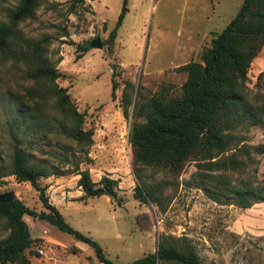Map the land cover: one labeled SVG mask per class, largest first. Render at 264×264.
Here are the masks:
<instances>
[{"label": "rangeland", "instance_id": "374dc122", "mask_svg": "<svg viewBox=\"0 0 264 264\" xmlns=\"http://www.w3.org/2000/svg\"><path fill=\"white\" fill-rule=\"evenodd\" d=\"M19 1L0 0V23L8 22ZM70 1L46 0L18 29L45 49L46 59L60 75L55 85L65 88L77 111L84 114V129L93 131V144L85 149L53 134L54 84L36 80L31 67L0 55V171L6 175L0 178V194L13 195L38 213L46 212L30 183L9 175L17 134L37 164L64 171L78 166L89 171L94 183L104 176L118 181L114 195L85 198L74 173L38 180L65 222L96 241L113 264H130L155 253L159 237H185L201 264H264V203L247 210L218 205L189 184L197 171L196 161H188L179 172L138 166L129 143L132 127L142 122L134 113L135 105L162 92L167 97L180 96L187 73L178 68L200 60L236 15L241 0H128L110 51L105 43L122 0L79 4L73 12ZM95 39L103 47L82 52L81 47ZM113 73L116 91L111 97ZM246 77L240 92L264 113V45ZM126 82L134 86L128 118L121 107ZM23 105L40 117L38 130L28 134H23L25 125L19 130L11 127L17 107ZM232 133L227 154L235 152L236 146L264 147V120L239 126ZM249 155L248 166L232 177L252 184L264 181V153L250 150ZM137 183L151 194L145 203L134 197ZM23 221L30 245L14 264H103L90 247L76 244L48 223L29 216ZM12 233L7 219L0 216V241Z\"/></svg>", "mask_w": 264, "mask_h": 264}, {"label": "trees", "instance_id": "16d2710c", "mask_svg": "<svg viewBox=\"0 0 264 264\" xmlns=\"http://www.w3.org/2000/svg\"><path fill=\"white\" fill-rule=\"evenodd\" d=\"M46 0H20L14 12L8 15L7 23H0V55L28 65L33 77L44 83L54 84L51 95L54 98V113L57 115L52 128L56 136L75 142L81 148L93 144V131L84 129V114L79 113L67 90L55 85L60 75L46 59L45 49L39 41L25 38L18 24L31 18L35 10ZM86 1L71 0L70 12L76 5ZM128 0H122V7L114 28L109 32L106 46L110 51L115 43L117 31L128 11ZM264 45V0H241L236 15L212 40L211 47L202 52L198 62H191L179 71L187 73L180 96L167 97L162 93L135 105L134 113L142 122L132 127L129 143L133 149L135 163L142 167H153L179 172L188 161H196L197 171L189 184L203 192L207 199L218 205H233L243 210L264 203V181L249 183L237 180L232 173L247 167L251 162L249 152L264 153V147H237L231 150L233 131L239 126L257 125L264 120V113L253 107L240 92L246 82L251 62ZM89 45L81 47L89 51ZM77 59L81 58L78 53ZM204 70L206 72L204 73ZM111 79V97H114L116 83ZM134 86L126 82L121 93V107L128 118L132 106ZM41 91L40 100L45 99ZM42 101V100H41ZM17 117L11 122L12 129L25 125L23 134L38 130L40 117L27 105L18 106ZM12 164L9 171L21 182H29L38 192L46 212H36L25 207L18 199L9 204L0 203V216L7 219L12 235L0 241V264H14L30 245V236L24 216L41 220L57 230L70 235L76 241L90 247L95 257L103 264L108 260L99 244L90 237L74 230L65 222L59 210L49 203L45 188L38 180L50 176L62 177L74 173L79 176L78 187L85 198L114 195L117 180L102 177L94 183L88 170H59L54 166L37 164L23 148L17 134L13 137ZM227 154V155H226ZM238 154L245 159L239 158ZM6 176L0 171V178ZM134 197L147 202L151 197L144 186L137 183ZM201 264L195 247L185 238L159 237L157 250L130 264ZM29 264V263H24Z\"/></svg>", "mask_w": 264, "mask_h": 264}, {"label": "water", "instance_id": "95a60500", "mask_svg": "<svg viewBox=\"0 0 264 264\" xmlns=\"http://www.w3.org/2000/svg\"><path fill=\"white\" fill-rule=\"evenodd\" d=\"M103 47L102 41L100 39H95L89 43V48L90 49H101ZM206 70H204V73ZM108 196H111V194H108ZM15 197L13 195L9 194H0V203L3 204H9L11 203Z\"/></svg>", "mask_w": 264, "mask_h": 264}, {"label": "crops", "instance_id": "0c3cea01", "mask_svg": "<svg viewBox=\"0 0 264 264\" xmlns=\"http://www.w3.org/2000/svg\"><path fill=\"white\" fill-rule=\"evenodd\" d=\"M96 1H98V0H96ZM93 2H95V1H93ZM93 2L86 1V3H85V4H87L88 6H92V3H93ZM85 4H84V5H85ZM74 240H75V239H74ZM75 242H77L76 244H83V243H81V242H78V241H76V240H75Z\"/></svg>", "mask_w": 264, "mask_h": 264}]
</instances>
